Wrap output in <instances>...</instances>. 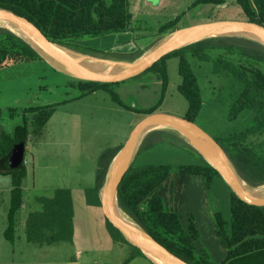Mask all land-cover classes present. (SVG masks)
<instances>
[{
  "label": "trees",
  "instance_id": "obj_1",
  "mask_svg": "<svg viewBox=\"0 0 264 264\" xmlns=\"http://www.w3.org/2000/svg\"><path fill=\"white\" fill-rule=\"evenodd\" d=\"M251 21L264 26V0H236ZM226 0H196L195 5H223ZM0 8L14 11L33 21L52 41L73 49L98 55L76 42L86 38H105L120 33L134 32L135 16L131 0H0ZM178 19L159 28L158 37L178 29ZM145 50L132 54L104 55L119 60H133ZM189 57L202 63H210L212 73L233 88V102L229 108L228 121L243 119L246 127L216 139L228 153L242 178L250 185H264V46L245 38H209L174 51L155 63L147 71L129 80L141 79L144 75H154L162 82L163 93L159 103L146 110L127 106L113 87L119 83H102L73 79L69 76V86L81 92L84 98L97 91H106L119 106L142 115V119L158 112L169 85L168 64L171 58L179 59V74L182 83L179 92L188 102L186 119L195 122L203 107L202 92L198 78ZM42 62L51 68L40 55L25 41L7 29L0 28V70L11 65ZM54 70L53 68H51ZM227 83V84H228ZM56 106L8 109L9 117L17 119L23 113L24 140H28L31 114L32 140L37 143L44 135V129L53 117ZM5 110L0 107V175L12 177L10 206L7 214V228L4 236L11 243L16 242L20 225V211L24 202L23 182L28 175L25 160L15 169L8 166L14 145L15 134L7 132L3 126ZM168 137L178 147L196 155L197 164H146L137 166L136 161L143 150L154 146ZM162 138V139H161ZM260 139L256 142L252 139ZM167 139V138H166ZM165 139V140H166ZM27 146V144H26ZM123 145L104 151L98 161L96 184L85 190L89 206L102 207L99 192L108 167ZM27 148V147H26ZM26 156V151H25ZM135 162L123 177L119 189L120 207L133 220L142 225L160 244L190 264H264V207L250 205L242 201L225 183L218 171L180 137L168 131H155L145 139ZM187 176L195 185H202L211 191L214 183L222 180L229 191L231 219L224 220L220 202L216 196L203 205L200 216L204 229L214 230V238L226 257L219 263L211 258L212 250L205 244L196 216L191 214L183 222L180 203L175 193L163 191H185L178 179ZM40 209L31 212L24 224L28 242L39 246H51L60 242H74L75 208L72 191L59 188L50 197L36 198ZM211 225V226H210ZM106 227L115 243L128 245L132 249L130 257L123 263L129 264L137 257L146 258L143 252L130 244L118 228L106 217Z\"/></svg>",
  "mask_w": 264,
  "mask_h": 264
},
{
  "label": "rangeland",
  "instance_id": "obj_2",
  "mask_svg": "<svg viewBox=\"0 0 264 264\" xmlns=\"http://www.w3.org/2000/svg\"><path fill=\"white\" fill-rule=\"evenodd\" d=\"M196 0H131L136 30L105 38H86L76 45L87 48L99 56L132 54L148 49L159 37V28L178 19L177 27H187L212 20H247L236 0H226L224 5L199 4ZM111 58V56L107 57ZM202 92L203 107L196 124L216 139L241 131L246 121H228L229 108L233 102L230 83L213 75L210 63H202L189 57ZM169 85L158 112L185 117L188 102L180 94L182 78L179 59L167 61ZM113 90L121 100L137 110L156 106L163 93L162 82L151 74L138 80L116 85ZM81 92L69 86V78L55 72L42 62L11 65L0 70V107L5 110L3 128L24 140L23 113L17 119L9 117L8 109L56 106L53 117L44 129L43 137L33 143L31 119L26 141L25 163L28 175L23 182L24 206L20 211V225L16 242L5 236L7 214L10 206L12 177L0 175V264H123L131 255L128 245L115 243L106 227L103 208L86 203L84 189L96 184V171L101 154L107 149L123 145L134 127L142 120L139 113L116 104L106 91H97L79 98ZM174 136L176 134L168 132ZM143 150L136 165L146 164H197L196 155L175 145L168 137ZM178 137V136H177ZM167 138V139H166ZM162 139V138H161ZM166 139V140H165ZM253 141L260 139L253 138ZM59 188L72 191L75 208L74 225L76 237L73 243L60 242L51 246H39L28 242L22 219L39 205L36 198L50 197ZM193 188L182 197L181 217L196 214L205 202L201 192L190 198ZM211 192L218 198L222 217L231 219L229 191L222 180L214 184ZM212 238H206L207 246L214 253L211 258L221 262L226 254L219 250ZM212 251V252H213ZM130 264H149L132 261Z\"/></svg>",
  "mask_w": 264,
  "mask_h": 264
},
{
  "label": "water",
  "instance_id": "obj_3",
  "mask_svg": "<svg viewBox=\"0 0 264 264\" xmlns=\"http://www.w3.org/2000/svg\"><path fill=\"white\" fill-rule=\"evenodd\" d=\"M3 23L15 30L3 26ZM0 28L7 29L25 41L56 71L73 79L102 83H119L132 79L166 55L209 38H245L264 46V26L246 20H212L175 29L158 38L133 60L92 55L54 42L33 21L5 8H0ZM155 131L172 132L183 139L218 171L242 201L250 205L264 207V185L254 187L248 184L223 146L196 122L185 117L156 112L145 116L134 127L108 167L99 192L102 208L106 217L126 240L139 248L153 264H190L160 244L142 225L123 211L119 204V185L135 162L145 139ZM25 151V140L17 138L8 166L13 169L21 166L25 160Z\"/></svg>",
  "mask_w": 264,
  "mask_h": 264
},
{
  "label": "crops",
  "instance_id": "obj_4",
  "mask_svg": "<svg viewBox=\"0 0 264 264\" xmlns=\"http://www.w3.org/2000/svg\"><path fill=\"white\" fill-rule=\"evenodd\" d=\"M52 68V67H51ZM54 71L55 72H58V71H56L55 69H54ZM58 73H61V72H58ZM61 74H63V73H61ZM63 75H65V74H63ZM65 76H67V75H65ZM178 181H179V184L180 185H185V191L184 192H182V193H179L178 191H163L162 192V194L167 198V196H168V194H172V193H175L176 195H177V197H178V199H179V203H180V206H181V208H180V214H181V211H182V208H183V204L181 203V200H182V197L183 196H185V194L189 191V189H190V187L191 188H193V190H191L192 191V195H191V197L190 198H193V197H195V193L196 194H199L200 192H201V194H202V196H203V200L205 201V202H203L201 205H200V207L197 209V213L196 214H194L195 216H196V223L198 224V226H199V228L201 229V231H202V234H203V238H204V241H205V244L207 245V242H206V238L208 237V238H212L214 241V244H217L218 246H219V242L214 238V230L212 229V227H211V229L207 232L205 229H204V221H203V218H202V216H200V211H201V209H202V207H203V205L204 204H206V203H208V202H210L211 200H212V196L214 195L211 191H207L202 185H195V184H193L191 181H190V179L187 177V176H182L181 178H179L178 179ZM215 183H217V181L215 182ZM214 183V184H215ZM87 188H91V187H87ZM87 188H85L84 189V193H85V190L87 189ZM215 196V195H214ZM91 207H96V206H91ZM96 208H100V207H96ZM102 208V207H101ZM38 209H40V207H38ZM38 209H35V210H32V211H30L27 215H26V217H24L23 219H22V224L24 225L25 224V221H26V219H27V217H28V215L31 213V212H34V211H36V210H38ZM188 218V217H187ZM105 219H106V215H105ZM187 220V219H186ZM211 226V225H210ZM75 237H76V230H75V234H74V240H75ZM26 238V237H25ZM209 247V246H208ZM211 249V248H210ZM212 250V249H211ZM219 250H220V247H219ZM213 251V250H212ZM221 251V250H220ZM221 252H223V251H221ZM213 253H214V251H213ZM226 254V253H225ZM226 257V256H225ZM132 261H140V262H148L149 264H153L151 261H149L148 259H145V258H142V257H137V258H135L134 260H132ZM131 261V262H132ZM130 262V263H131ZM129 263V264H130Z\"/></svg>",
  "mask_w": 264,
  "mask_h": 264
},
{
  "label": "bare ground",
  "instance_id": "obj_5",
  "mask_svg": "<svg viewBox=\"0 0 264 264\" xmlns=\"http://www.w3.org/2000/svg\"><path fill=\"white\" fill-rule=\"evenodd\" d=\"M3 26H5V27H7V28H10V29H12V30H15L12 26H10V25L7 24V23H3Z\"/></svg>",
  "mask_w": 264,
  "mask_h": 264
}]
</instances>
